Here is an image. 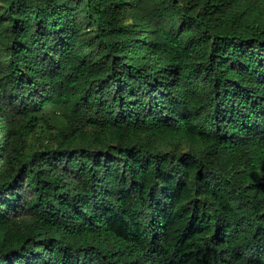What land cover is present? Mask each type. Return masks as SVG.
Here are the masks:
<instances>
[{"label":"trees","instance_id":"1","mask_svg":"<svg viewBox=\"0 0 264 264\" xmlns=\"http://www.w3.org/2000/svg\"><path fill=\"white\" fill-rule=\"evenodd\" d=\"M0 264H264V0H0Z\"/></svg>","mask_w":264,"mask_h":264},{"label":"rangeland","instance_id":"2","mask_svg":"<svg viewBox=\"0 0 264 264\" xmlns=\"http://www.w3.org/2000/svg\"><path fill=\"white\" fill-rule=\"evenodd\" d=\"M62 111H64V110H63V109H60L58 112H60V113H61Z\"/></svg>","mask_w":264,"mask_h":264}]
</instances>
